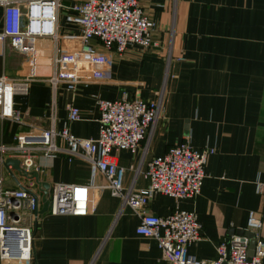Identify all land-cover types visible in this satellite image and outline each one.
Here are the masks:
<instances>
[{
	"label": "crops",
	"instance_id": "obj_1",
	"mask_svg": "<svg viewBox=\"0 0 264 264\" xmlns=\"http://www.w3.org/2000/svg\"><path fill=\"white\" fill-rule=\"evenodd\" d=\"M77 0H62L66 7ZM155 23L158 47H129L118 56L106 80L78 86L64 85L53 96L43 79L54 71L51 47L37 54L42 81L32 83L24 96H9L5 104L20 116V124L0 120V143L12 145L31 126L59 131L66 125L67 107L80 112L68 125L82 139L97 138V100L126 96L156 101L162 94L160 115L138 151H111L123 168L124 190L148 187L143 178L148 162L186 142L196 151L214 149L204 168L200 194L194 200L156 195L146 211L158 217L177 206L193 212L203 228L201 240L188 251L198 260L216 259V248L246 228L249 212L262 222L264 238V0H137ZM58 13V40L54 49L79 46V28ZM3 9L0 7V29ZM47 44V42H44ZM25 56L0 45V78L26 74ZM59 147L63 148L61 142ZM6 160H17L14 155ZM54 183L89 185V212L83 217L51 216L43 207ZM104 178L82 158L62 152L53 160L34 153L30 174L11 165L3 167V187L23 189L39 198L38 212L26 224L33 232L30 264H169L152 239L136 235L139 217L102 187ZM261 186L263 192L257 193ZM0 264L6 263L0 260Z\"/></svg>",
	"mask_w": 264,
	"mask_h": 264
},
{
	"label": "built area",
	"instance_id": "obj_2",
	"mask_svg": "<svg viewBox=\"0 0 264 264\" xmlns=\"http://www.w3.org/2000/svg\"><path fill=\"white\" fill-rule=\"evenodd\" d=\"M3 9L0 45H8L25 56L26 74L20 79L0 78V120L8 119L20 124V116L9 96H24L32 83L45 79L54 96L64 85L74 93L78 86L107 79L113 61L107 55L121 56L127 48L154 50L158 42L153 34L155 23L144 13L137 0H77L64 6L62 0H0ZM65 22L79 28V46L75 50L54 49L58 40V13ZM44 42H47L45 44ZM52 42V43H51ZM51 47L54 52L53 73L41 79L37 54L41 48ZM162 94L156 101H144L138 96L128 100L125 95L115 101L98 99L99 130L97 138L82 139L69 132L68 125L80 120V112L73 105L67 107L66 125L57 131L31 126L26 135H17L15 143H0V260L13 264H30L33 260V232L26 224L28 216L38 212L39 198L23 189L3 187V167L6 159L14 155L19 160L20 174H30L34 167V153L53 160L62 152L70 159L82 158L104 178L110 196L119 199L139 217L136 235L152 239L169 264H264V238L261 220L249 212L245 234L232 236L227 243L217 246V257L211 261L198 260L188 248L201 240L203 228L193 212L177 206L165 217L151 215L147 204L156 195L173 199L194 200L200 194L204 168L214 149L194 151L183 142L170 148L163 156L152 158L143 178L148 181L145 190H124V170L111 156V151L135 154L153 128L160 115ZM59 142L63 148L59 147ZM89 185L54 183L50 188L47 212L51 216L83 217L89 212ZM263 192L261 186L257 193ZM254 240L253 254L249 246Z\"/></svg>",
	"mask_w": 264,
	"mask_h": 264
},
{
	"label": "water",
	"instance_id": "obj_3",
	"mask_svg": "<svg viewBox=\"0 0 264 264\" xmlns=\"http://www.w3.org/2000/svg\"><path fill=\"white\" fill-rule=\"evenodd\" d=\"M9 165H11L17 172L21 173V170H20V167H19V160H6L5 163H4V167L7 168ZM43 207H44L45 210L48 207V202H47V200L45 198L43 199ZM242 234H245V235L249 236L250 238H253L252 235H248L245 232H242ZM254 244H255L254 240H251L250 246H249V253H248L249 257H251L252 254H253L252 250L254 248Z\"/></svg>",
	"mask_w": 264,
	"mask_h": 264
},
{
	"label": "rangeland",
	"instance_id": "obj_4",
	"mask_svg": "<svg viewBox=\"0 0 264 264\" xmlns=\"http://www.w3.org/2000/svg\"><path fill=\"white\" fill-rule=\"evenodd\" d=\"M9 47V46H8Z\"/></svg>",
	"mask_w": 264,
	"mask_h": 264
}]
</instances>
